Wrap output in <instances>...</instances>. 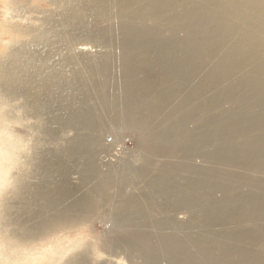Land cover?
<instances>
[{
    "label": "bare ground",
    "instance_id": "obj_1",
    "mask_svg": "<svg viewBox=\"0 0 264 264\" xmlns=\"http://www.w3.org/2000/svg\"><path fill=\"white\" fill-rule=\"evenodd\" d=\"M0 11V264H264V0ZM32 129L55 149L29 155ZM127 131L146 153L115 163ZM104 206L116 234L90 239Z\"/></svg>",
    "mask_w": 264,
    "mask_h": 264
},
{
    "label": "rangeland",
    "instance_id": "obj_2",
    "mask_svg": "<svg viewBox=\"0 0 264 264\" xmlns=\"http://www.w3.org/2000/svg\"><path fill=\"white\" fill-rule=\"evenodd\" d=\"M40 5L41 4L39 2H33L32 6L30 8H28V12L27 11H23L22 12V14L25 12L24 15L27 16V18H26L27 20H22V21H20V23L21 22L26 23L28 21V19L32 17V15H35V13L34 14H32V13L35 12L37 10V7L40 6ZM30 113L25 112L24 115H26L25 118L26 117H28V119L31 118L29 121L31 122V120H32V122L31 123L29 122V123L32 124L30 126L33 127V122L35 121L34 119H36V118H35V115L33 113L31 115H30ZM28 114L30 115V117H29ZM36 121H37V119H36ZM26 122H28L27 119H26ZM35 122H34V124H35ZM15 129L17 131H19V130L21 131V128L19 126L15 127ZM34 132H35V130L32 129V130H30V133H29L30 134L29 135V140L31 139L30 140V142H31L30 143V147H32V148H29V150H30L29 155L31 153H33L34 151L41 152L44 149L46 151V149L48 150L50 148L51 149L54 148L53 145L48 146V143H46V144L44 143L43 145H38L37 143H41V141L38 142L40 140V137L38 136V134H36V136H35V133H37V132H35V133ZM35 140H37V143H36ZM137 141L138 140H137V136L135 135V133L132 132V131H127L124 135L121 136L120 139L114 138L112 135L109 136V137L106 136L105 139H104V144L107 145L108 150L111 151V154H110L112 156L111 159H112V161H115V163L117 161H119V160H125V161H132L133 162L136 159V157L138 158V156H140L142 153H146V151H145L146 148H142L138 144ZM106 142L109 143V144H106ZM35 143H36L37 146L34 145ZM109 145H111V146H109ZM52 146H53V148H52ZM53 158H54V161H56V158L55 157H53ZM168 159L169 158H165V157H156V160L158 162H165ZM171 160L172 161H174V160L175 161H179L178 158H175V159L173 158ZM60 161L65 164L64 169L70 170V172H69V175H70L69 176V180H67L68 184L65 186V188L71 187L72 189H77V190H80V191H84L85 189L81 185L80 180H79V175L77 173L79 170L75 168V166L78 165V162L77 161L75 162V160H73V159H64V160L62 159ZM95 161L97 162V164L99 166L102 167L101 169H103V171L106 170L107 167L102 163V156L100 157L98 155L97 159ZM193 164H196V165L197 164H203L204 165L205 163H203L201 159H196L193 162ZM54 173H55V171H54ZM54 177H55V180H56V181L54 180V185H56L57 183H60L61 179L59 178V176L56 173L54 174ZM32 182L34 183L36 181L32 180ZM126 190H127L128 193H131V192L135 191V188L134 187L132 188V186H130V187H127ZM30 195L27 194V197L29 196V199L31 200L30 204L32 206L34 205V208L35 207L38 208V204L37 203H36V206H35V202L32 203L33 198L30 197ZM11 202L14 203V201H11ZM68 202H69V200H66V201L62 202L61 204H62V206H65ZM15 206H16L15 208L11 209L13 219H20V220H22V222L28 223L27 222L28 221V219H27L28 216L27 215L23 216L20 213L21 204L17 203ZM62 206H61V208H62ZM107 208L108 207L104 206L103 208H100L98 211H96V216H95L96 218L88 225V228L83 231V233L87 234V236L90 239L96 237L100 241L101 240L104 241L107 237H112L113 235L115 236L116 233H115L114 229H112L109 224H106V222H104L105 217H107L106 215H104V211L109 209V208L108 209ZM178 217H185V216L184 215H179ZM14 229L17 230V228H14L13 226H11L9 228V232L11 233V231L14 230ZM69 236L70 237H79L80 238V237H82V234L81 235H76L74 233H70ZM65 246L66 245H64V247ZM122 257L124 258V256H122ZM123 263L124 264H129L130 262L127 259H124Z\"/></svg>",
    "mask_w": 264,
    "mask_h": 264
}]
</instances>
